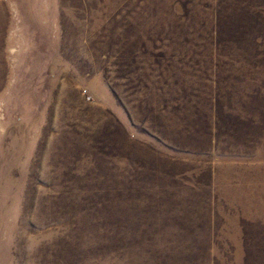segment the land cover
<instances>
[{
  "label": "rangeland",
  "instance_id": "rangeland-1",
  "mask_svg": "<svg viewBox=\"0 0 264 264\" xmlns=\"http://www.w3.org/2000/svg\"><path fill=\"white\" fill-rule=\"evenodd\" d=\"M0 264H264V0H0Z\"/></svg>",
  "mask_w": 264,
  "mask_h": 264
}]
</instances>
